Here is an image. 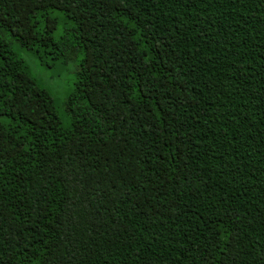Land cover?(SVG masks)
Returning <instances> with one entry per match:
<instances>
[{
  "label": "trees",
  "instance_id": "1",
  "mask_svg": "<svg viewBox=\"0 0 264 264\" xmlns=\"http://www.w3.org/2000/svg\"><path fill=\"white\" fill-rule=\"evenodd\" d=\"M0 264H264V0H0Z\"/></svg>",
  "mask_w": 264,
  "mask_h": 264
},
{
  "label": "rangeland",
  "instance_id": "2",
  "mask_svg": "<svg viewBox=\"0 0 264 264\" xmlns=\"http://www.w3.org/2000/svg\"><path fill=\"white\" fill-rule=\"evenodd\" d=\"M25 57L34 73L41 77L47 85L50 94L56 100L60 109H63L68 94L75 83L76 63H54L47 61L45 66L35 59L30 52H25Z\"/></svg>",
  "mask_w": 264,
  "mask_h": 264
}]
</instances>
